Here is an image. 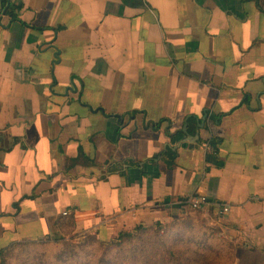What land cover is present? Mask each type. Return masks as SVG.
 <instances>
[{
    "label": "crops",
    "instance_id": "crops-1",
    "mask_svg": "<svg viewBox=\"0 0 264 264\" xmlns=\"http://www.w3.org/2000/svg\"><path fill=\"white\" fill-rule=\"evenodd\" d=\"M12 1L17 22L0 2V251L62 231L107 241L201 195L237 264H264V0ZM191 117L195 136L171 142ZM212 139L216 152L202 148ZM79 151L90 164L68 165Z\"/></svg>",
    "mask_w": 264,
    "mask_h": 264
},
{
    "label": "rangeland",
    "instance_id": "rangeland-1",
    "mask_svg": "<svg viewBox=\"0 0 264 264\" xmlns=\"http://www.w3.org/2000/svg\"><path fill=\"white\" fill-rule=\"evenodd\" d=\"M188 210L167 224L122 231L137 232L132 241L123 239L120 244H117L120 233L102 241L94 234L62 231L48 239L14 248L5 263L237 264V243L222 231V221L206 208Z\"/></svg>",
    "mask_w": 264,
    "mask_h": 264
},
{
    "label": "trees",
    "instance_id": "trees-1",
    "mask_svg": "<svg viewBox=\"0 0 264 264\" xmlns=\"http://www.w3.org/2000/svg\"><path fill=\"white\" fill-rule=\"evenodd\" d=\"M3 11L5 13V15L9 16L11 19V22H17L19 21L18 19V13L20 12V10L23 8L22 4L19 2H15L12 0H0ZM214 121H219V117L218 118H213ZM196 124L197 121L195 118L191 117L187 120V125L185 127V130L176 132L174 134H170L169 138L171 142H181L183 140H185L188 137H194L195 133H196ZM221 140L220 139H212L211 141H209V145L212 147V150L214 152L217 151L218 146L220 145ZM162 157L164 158V160L166 161V163L168 165H172L175 157H176V152L171 149V148H167ZM75 164H90V160L88 158H86L83 153L81 151H79V154L77 156V158L70 160L68 165H75ZM132 165V164H130ZM189 209V208H188ZM193 210V209H190ZM188 210V211H190ZM196 211V210H193ZM211 232L213 234H215V232H213L212 229H210ZM137 232V231H136ZM136 232L133 233H120L119 235V240L117 242V244L122 243V240L124 239V241H132L136 236L134 235ZM36 241H23V242H19V243H15L3 250L0 251V264H6V257H8V255L13 251L14 248L19 247L23 244H33Z\"/></svg>",
    "mask_w": 264,
    "mask_h": 264
},
{
    "label": "built area",
    "instance_id": "built-area-1",
    "mask_svg": "<svg viewBox=\"0 0 264 264\" xmlns=\"http://www.w3.org/2000/svg\"><path fill=\"white\" fill-rule=\"evenodd\" d=\"M203 149L206 151H212V147L209 145V142L205 143L203 146ZM183 206L185 208L193 209V210H200L204 208H208L210 205H212L206 197L201 196V195H194L189 197L188 199L184 200L182 202ZM230 209L226 206L221 207L220 214L221 215H226L229 213ZM63 215H67V213H63ZM113 234L110 235L112 237Z\"/></svg>",
    "mask_w": 264,
    "mask_h": 264
}]
</instances>
